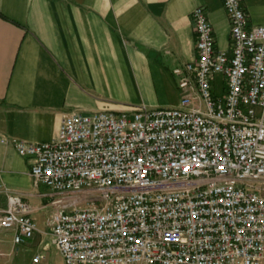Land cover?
Masks as SVG:
<instances>
[{
  "label": "built area",
  "instance_id": "2783aa9c",
  "mask_svg": "<svg viewBox=\"0 0 264 264\" xmlns=\"http://www.w3.org/2000/svg\"><path fill=\"white\" fill-rule=\"evenodd\" d=\"M220 1L229 54L206 10L193 9L196 57L172 71L176 107L70 112L51 141L1 139L48 190L47 226L64 264L264 259V26L250 24L242 0ZM0 231L16 245L36 231L19 195H8Z\"/></svg>",
  "mask_w": 264,
  "mask_h": 264
},
{
  "label": "crops",
  "instance_id": "0c3cea01",
  "mask_svg": "<svg viewBox=\"0 0 264 264\" xmlns=\"http://www.w3.org/2000/svg\"><path fill=\"white\" fill-rule=\"evenodd\" d=\"M200 6L216 47L229 54L220 0H0V141H51L70 112L176 107L172 71L196 57L190 14ZM242 6L250 24L264 26V0ZM29 166L0 142V211L19 195L36 225L21 245L0 231V264H64L47 226L49 192L34 185Z\"/></svg>",
  "mask_w": 264,
  "mask_h": 264
},
{
  "label": "rangeland",
  "instance_id": "374dc122",
  "mask_svg": "<svg viewBox=\"0 0 264 264\" xmlns=\"http://www.w3.org/2000/svg\"><path fill=\"white\" fill-rule=\"evenodd\" d=\"M47 254L52 261H54V260H56V258H58V256L54 253V250H52V249L49 250ZM28 256L31 257L32 256L31 253H29ZM260 264H264V259L260 262Z\"/></svg>",
  "mask_w": 264,
  "mask_h": 264
}]
</instances>
